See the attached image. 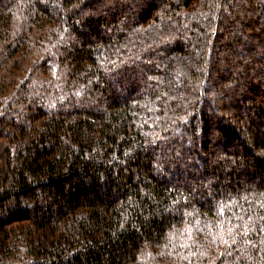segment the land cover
<instances>
[{
	"label": "trees",
	"instance_id": "trees-1",
	"mask_svg": "<svg viewBox=\"0 0 264 264\" xmlns=\"http://www.w3.org/2000/svg\"><path fill=\"white\" fill-rule=\"evenodd\" d=\"M0 264H264V0H0Z\"/></svg>",
	"mask_w": 264,
	"mask_h": 264
}]
</instances>
